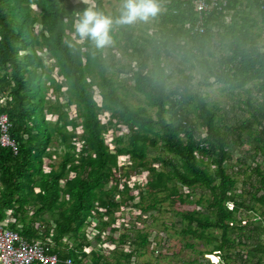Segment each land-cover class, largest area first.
<instances>
[{
  "label": "trees",
  "instance_id": "1",
  "mask_svg": "<svg viewBox=\"0 0 264 264\" xmlns=\"http://www.w3.org/2000/svg\"><path fill=\"white\" fill-rule=\"evenodd\" d=\"M92 1L96 11L114 21L119 18L122 4L117 12L108 13L103 0ZM193 1L158 0L160 11L147 25L153 33L139 30L136 22L114 23L111 43L97 48L90 40H72L76 20L89 7L84 2L72 6L68 0H0V97H6L0 115L7 116L10 138L17 147L15 153L0 145V222L11 211L14 222H8L9 229L16 231L21 225L20 235L27 241L50 236L62 261L131 264L138 249L149 244L148 236L133 228L136 245L125 251L129 230L115 235V214L125 206L147 213L157 208L153 202L160 195L172 206L190 204L196 189L205 188L208 198L200 196L194 203L206 202L209 212H179L185 223L183 235L216 240L208 254L217 255L222 264H233L232 259L243 254L255 258V264H264V210L258 213L249 205L255 201L264 207V169L255 164L243 181L249 190L238 193L234 173H228L226 166L237 144H249L252 161L264 158V46L258 44L264 31V2L247 0L248 7L244 6L250 11L245 14L237 10L242 0H227L221 10L203 15L204 32L196 33ZM231 10L235 16L225 23ZM113 49H121L129 61L109 73L107 55ZM37 50H46L54 59L67 87L66 106L76 109L74 118L58 101L61 86ZM176 57L189 63L190 70L198 63L204 79L201 86L219 85L235 100L244 93L247 117L236 120L230 110L194 90L192 71L179 69L180 77L168 86L163 61ZM121 71L131 74L132 90L143 98V106L130 105L119 92ZM211 78L213 82H208ZM93 88L99 90L100 106ZM49 92L54 101L48 99ZM103 113L109 115L105 123L100 119ZM47 115L56 116V122L48 121ZM120 127L127 134L114 137L112 152L104 135ZM73 140L82 143L80 151ZM158 141L173 157L156 156L154 162L161 164L156 169L148 156ZM56 147H62L63 153L53 162ZM119 155H127L130 164L119 167ZM45 159L50 163L44 164ZM143 173L145 184L130 188V178ZM146 200L152 203L144 206ZM241 210L252 217L243 220L237 216ZM89 218L97 220L94 240L99 247L88 238ZM211 229L219 231V237L208 232ZM105 243L114 245L107 255L101 248ZM237 246L251 250L239 255L233 252Z\"/></svg>",
  "mask_w": 264,
  "mask_h": 264
},
{
  "label": "rangeland",
  "instance_id": "2",
  "mask_svg": "<svg viewBox=\"0 0 264 264\" xmlns=\"http://www.w3.org/2000/svg\"><path fill=\"white\" fill-rule=\"evenodd\" d=\"M69 3L74 6L77 3L84 2L85 0H68ZM93 2V1H92ZM94 4V2H93ZM103 4L105 9L108 13L117 12L119 10V7L121 6L120 0H103ZM248 2L247 0H242L241 7L237 8V10L244 11L245 14H248L250 10H248L247 6ZM246 7H245V6ZM88 6H90L88 4ZM33 10L36 11V7H32ZM234 10H231L228 12L226 17L224 18L225 23H229L231 17L235 16ZM252 16L257 18V21L259 23V18L257 16V13L252 10ZM136 24L139 25V30H143L145 33H153L154 29H150L147 27L149 24V21H137ZM152 25H150L151 27ZM35 32H38L40 30V25L36 23L34 25ZM136 33L138 31L136 30ZM264 33V31H263ZM260 31L261 37L258 38V44L259 46H264V34ZM106 53L108 51L106 50ZM218 55V51L216 52ZM37 54L43 58V62L47 68L50 69V75L55 79V82L57 84H60L61 86V94L59 95L60 98L58 101L61 103L64 108L68 109L69 118H74L76 116L75 114V108L74 106H71L68 108L66 106V84L64 83L63 78L58 75V68L55 66L54 59L49 55V53L46 50H37ZM108 62H107V68L109 70V73L114 71V68L117 69L120 64H126L129 61V57L125 55V53L122 52L121 49H113L108 53ZM179 57H176L175 59L167 58L164 59L163 65L165 69V73L169 76L168 78V86H171L174 82H176L177 78L180 77L179 69L184 70L185 72L192 71L194 74V80H193V89L196 91H199L200 93L207 94L208 100L211 102H218L220 103V106L225 108L226 110H230L232 114L234 115L236 120H243L247 117V111L244 107L243 100L246 98V95L244 93L241 94L240 98L238 100H235L231 98L225 91L222 90V88L219 85H213V87H205L201 86V82H204L203 79V72L200 70L198 63H193L195 65V69L190 70L189 63H180ZM130 66H135L134 62H130ZM116 76V75H114ZM118 81L121 83L119 92L121 94H125L126 101L132 105V106H139L144 105L143 98L137 94H135L132 90V84L133 81L131 80V74L129 72L121 71V73L117 75ZM200 82V83H199ZM208 82H213V79H209ZM93 94L94 99L97 102V104L101 105V96L99 94V90L97 88H93ZM48 99L51 101L55 100V96L52 95L51 92L47 94ZM149 115L154 117V110L149 109L148 110ZM108 114L103 113L100 115V119L102 120V123H105L108 119ZM46 119L50 121L51 123L56 122V116L54 115H47ZM68 130L71 131V127H68ZM76 134L79 135L81 133V127H78L76 129ZM127 134V131L125 127H120L119 131L114 132L112 129L108 131L107 134L104 135V138L106 140V143L109 146L110 150H113L114 152V144L113 139L114 137L118 136H125ZM74 145L76 146V150H80L82 143L78 142L77 140H73ZM57 148V154L55 155V158L53 157V162H56L59 160V157L63 153L62 147H56ZM50 150H53L50 148ZM59 156V157H58ZM156 156H161L162 158L170 157L172 158L173 155L169 154L167 151L161 149V141H158V144L156 147H153L151 149V152L148 156V161L152 162V166L156 169L161 168V164L158 162H154V158ZM230 159L228 160L226 166L228 173H234V178H236V190L237 192H244L248 191V186L243 185V181L245 180V175L251 171L252 168H254V165L257 164L261 167V169H264V158L261 156L255 160L252 161L250 157V146L248 143L244 144H237L229 153ZM50 160L45 159L44 164L50 163ZM117 162L119 167L125 166L130 164L129 157L127 155H119L117 157ZM237 170H240L241 173H236ZM44 171H48V167L44 166ZM126 172V171H125ZM246 172V173H245ZM146 173L141 174L140 176H132L128 182L129 187L132 188L134 185H141L143 186L146 181ZM248 175V174H247ZM73 174L70 173L69 177H72ZM255 179V176H253V179ZM122 188V185L120 186ZM208 190L205 188H197L192 199V203L190 204H184L179 205L178 203L173 205L168 201H163L162 197L163 195H160V197L153 203H155V206H157L156 209L150 210L147 213H142L137 208H132L130 206L122 207L116 214V221L114 223V227L118 230L115 234L116 236L120 235L121 233L125 232L124 229L129 230V238L127 239V242L124 244V250L129 251L132 250L133 246L135 247V232H133V228L136 230H140L141 233L146 234L148 236V242L149 244L142 249H138L137 255H135L131 259V264H144V263H151V264H192L193 261H196V264H207L206 260H209L212 264H222L220 260H218V256L215 254H208L210 251L214 248V246L217 244L216 240L210 239L205 240L201 239L198 240L196 238H192L190 236H185L182 233V230L184 228V221L182 218V215L179 214L181 211H187V210H200L204 213H207V206L206 202H203V206L196 205L194 202L198 200L200 196H205V198H208ZM137 190L134 191V195L136 196L135 202L138 201L137 196ZM259 197V195H257ZM249 195H246V199L248 200ZM160 199V200H159ZM118 200V199H117ZM144 203V206L151 204L150 200H146ZM157 204V205H156ZM249 205L252 206L253 209H256L258 213L262 212L264 210V207H262L257 202L249 201ZM151 214V216H150ZM251 212H245L244 210L240 211L237 216H240L243 220H247L252 217ZM262 222L264 223V217L262 219ZM94 224H96L94 222ZM88 232V238L93 241V245L96 247H99V244H95L94 236L96 234L95 231L86 228ZM132 230V231H130ZM212 231L214 236L219 237V231L217 230H209L208 232ZM239 233V232H238ZM107 233H105L102 237H106ZM262 242H264V235L261 236ZM249 244V243H248ZM247 244V245H248ZM101 248L104 250V253L107 255L113 248L114 245L110 243H105L101 245ZM140 248V247H139ZM91 248H86L85 252L89 253ZM251 250V247H236L233 249V252H238L239 255L243 254L241 252H248ZM244 257L240 258L238 256H235L232 259L233 264H255L256 259L252 258L249 254L245 255Z\"/></svg>",
  "mask_w": 264,
  "mask_h": 264
},
{
  "label": "built area",
  "instance_id": "3",
  "mask_svg": "<svg viewBox=\"0 0 264 264\" xmlns=\"http://www.w3.org/2000/svg\"><path fill=\"white\" fill-rule=\"evenodd\" d=\"M261 1L264 2V0ZM219 3L220 0L193 1V9L198 17V21L192 29L194 32L203 33V15L210 13L213 10H221L222 7L226 6L227 0H222L221 5H219ZM5 100V96L0 97V104L4 103ZM10 126L7 116L1 114L0 145L2 147H10L16 153L17 147L14 141L11 140L9 134ZM99 210L103 211V209ZM6 214L8 218L4 222H0V264H72L70 259L63 261L60 259L59 254L54 251L55 243L50 236L45 238L39 237L27 241L20 235L22 228L21 225H18V230L16 231L9 229L7 227L8 222H14V220H11L10 218L11 211H7ZM88 222L91 223L88 228L95 231L94 226L97 224V220L89 218ZM94 222L96 224H94ZM51 233L52 231L50 234ZM218 260H220L219 257Z\"/></svg>",
  "mask_w": 264,
  "mask_h": 264
},
{
  "label": "clouds",
  "instance_id": "4",
  "mask_svg": "<svg viewBox=\"0 0 264 264\" xmlns=\"http://www.w3.org/2000/svg\"><path fill=\"white\" fill-rule=\"evenodd\" d=\"M85 3L90 6L76 20L72 40L76 43L90 40L97 48L111 43L110 33L114 23L147 22L160 11L158 0H123L120 16L114 21L112 17L96 11L92 0H85ZM69 46H72L71 43Z\"/></svg>",
  "mask_w": 264,
  "mask_h": 264
}]
</instances>
